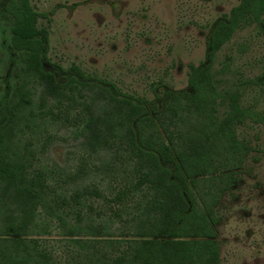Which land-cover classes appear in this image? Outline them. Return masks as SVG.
I'll return each mask as SVG.
<instances>
[{
  "label": "trees",
  "instance_id": "trees-1",
  "mask_svg": "<svg viewBox=\"0 0 264 264\" xmlns=\"http://www.w3.org/2000/svg\"><path fill=\"white\" fill-rule=\"evenodd\" d=\"M5 10L25 67L0 126V264H223L219 209L256 152L239 129L264 125V113L243 100L246 87L264 86V72L229 83L230 58L215 63L239 31L264 35V0H241L218 19L205 61L189 64L187 88H157L153 100L76 65H55L71 74L60 81L47 68L50 32L39 24L55 11L32 0ZM6 67L0 59V78ZM67 126L83 154H67L62 166L43 152Z\"/></svg>",
  "mask_w": 264,
  "mask_h": 264
},
{
  "label": "rangeland",
  "instance_id": "rangeland-1",
  "mask_svg": "<svg viewBox=\"0 0 264 264\" xmlns=\"http://www.w3.org/2000/svg\"><path fill=\"white\" fill-rule=\"evenodd\" d=\"M241 0H32L40 12L55 11L51 22L40 20L50 32L48 69L55 65L114 83L122 92L154 99V90H182L188 86L189 64L199 65L207 54V39L214 23L227 16ZM0 4V59L7 61L0 78V126L18 100L24 64L11 47L12 17ZM230 58L227 82L255 80L264 72V35L258 28L239 31L219 52L215 69ZM244 105L264 113V86L245 88ZM255 149L232 191L225 193L216 227L223 264H264V125L248 123L239 129ZM81 139L72 127L58 128L57 140L43 152L59 165L66 155H82ZM36 149V146H35ZM261 152V153H260ZM110 197V196H109ZM112 205H116L110 203ZM96 209L106 208L95 200ZM57 239L56 233L45 236Z\"/></svg>",
  "mask_w": 264,
  "mask_h": 264
},
{
  "label": "crops",
  "instance_id": "crops-1",
  "mask_svg": "<svg viewBox=\"0 0 264 264\" xmlns=\"http://www.w3.org/2000/svg\"><path fill=\"white\" fill-rule=\"evenodd\" d=\"M189 72V71H188ZM146 100H148V99H146ZM151 100H153V99H151Z\"/></svg>",
  "mask_w": 264,
  "mask_h": 264
},
{
  "label": "flooded vegetation",
  "instance_id": "flooded-vegetation-1",
  "mask_svg": "<svg viewBox=\"0 0 264 264\" xmlns=\"http://www.w3.org/2000/svg\"><path fill=\"white\" fill-rule=\"evenodd\" d=\"M261 153V152H260Z\"/></svg>",
  "mask_w": 264,
  "mask_h": 264
}]
</instances>
